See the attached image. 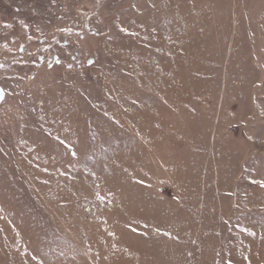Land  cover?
<instances>
[{"label":"rangeland","instance_id":"1","mask_svg":"<svg viewBox=\"0 0 264 264\" xmlns=\"http://www.w3.org/2000/svg\"><path fill=\"white\" fill-rule=\"evenodd\" d=\"M0 264H264V0H0Z\"/></svg>","mask_w":264,"mask_h":264},{"label":"water","instance_id":"2","mask_svg":"<svg viewBox=\"0 0 264 264\" xmlns=\"http://www.w3.org/2000/svg\"><path fill=\"white\" fill-rule=\"evenodd\" d=\"M3 97H4V92L2 88L0 87V101L3 100Z\"/></svg>","mask_w":264,"mask_h":264}]
</instances>
